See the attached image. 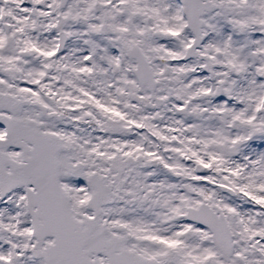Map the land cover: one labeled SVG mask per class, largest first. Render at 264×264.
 I'll return each instance as SVG.
<instances>
[{"label":"snow or ice","instance_id":"1","mask_svg":"<svg viewBox=\"0 0 264 264\" xmlns=\"http://www.w3.org/2000/svg\"><path fill=\"white\" fill-rule=\"evenodd\" d=\"M0 264H264V0H0Z\"/></svg>","mask_w":264,"mask_h":264}]
</instances>
